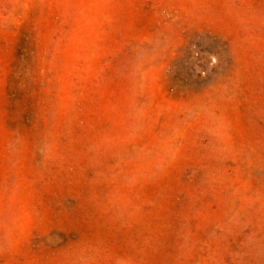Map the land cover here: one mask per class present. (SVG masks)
Wrapping results in <instances>:
<instances>
[{
	"label": "rangeland",
	"instance_id": "374dc122",
	"mask_svg": "<svg viewBox=\"0 0 264 264\" xmlns=\"http://www.w3.org/2000/svg\"><path fill=\"white\" fill-rule=\"evenodd\" d=\"M0 264H264V0H0Z\"/></svg>",
	"mask_w": 264,
	"mask_h": 264
}]
</instances>
